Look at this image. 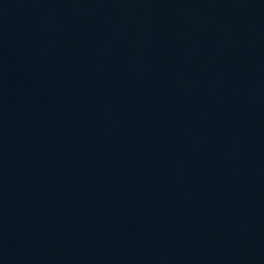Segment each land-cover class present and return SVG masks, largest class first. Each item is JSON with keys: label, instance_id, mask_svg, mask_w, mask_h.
I'll use <instances>...</instances> for the list:
<instances>
[{"label": "water", "instance_id": "obj_1", "mask_svg": "<svg viewBox=\"0 0 264 264\" xmlns=\"http://www.w3.org/2000/svg\"><path fill=\"white\" fill-rule=\"evenodd\" d=\"M0 264H264V0H0Z\"/></svg>", "mask_w": 264, "mask_h": 264}]
</instances>
